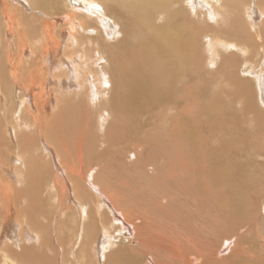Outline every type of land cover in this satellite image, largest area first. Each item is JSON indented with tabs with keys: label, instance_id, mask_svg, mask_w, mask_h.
I'll list each match as a JSON object with an SVG mask.
<instances>
[{
	"label": "bare ground",
	"instance_id": "1",
	"mask_svg": "<svg viewBox=\"0 0 264 264\" xmlns=\"http://www.w3.org/2000/svg\"><path fill=\"white\" fill-rule=\"evenodd\" d=\"M252 84L264 92V0H0V264H55L40 253L55 239L57 264L223 262L202 238L194 191L215 188L212 204L231 177L223 195L232 213L240 208L236 170L245 177L238 163L254 151L240 124L230 130L240 110L224 97H244ZM157 156L151 171L143 161ZM135 158L175 190L156 200L143 186L147 200L133 204L140 193L114 175ZM222 158H233L228 171ZM90 182L101 194L84 212ZM45 200L60 219L44 215ZM119 230L126 245L115 244Z\"/></svg>",
	"mask_w": 264,
	"mask_h": 264
},
{
	"label": "rangeland",
	"instance_id": "2",
	"mask_svg": "<svg viewBox=\"0 0 264 264\" xmlns=\"http://www.w3.org/2000/svg\"><path fill=\"white\" fill-rule=\"evenodd\" d=\"M23 1V0H22ZM26 7H28L27 13H25L27 16H30L33 14L31 12L30 6L27 5L28 3H24ZM33 16V15H32ZM39 16V15H38ZM42 15H40L41 17ZM128 68V67H126ZM231 75H234V72L231 71ZM214 84V83H210ZM195 86L199 88V83L195 82ZM252 87L247 88L246 96L244 97H238L237 95L239 92L235 91V97L231 96H225L224 100L227 105V107H235V109H239L240 112H236V121L233 122L234 125H230L231 129L235 128L238 124V127L240 126V129L243 131L240 136L242 141L247 146V150L253 149L254 153L249 151L244 156V159L241 160L239 164L245 165V173L244 178H240V176H243V172L239 170V172L236 170V174L238 175L237 178H235L239 183H242V192H243V199H242V192H241V201L242 204L245 205L240 206L237 212L232 213L230 209V203L227 205L226 203L231 199L230 197L224 196L223 193L226 191L224 190V184H232L234 181L231 177L225 179L224 181L220 180L216 190H217V200L215 201L213 198L212 204L209 202L211 200L212 194L215 193V188L211 189L207 186V184H202L201 190L198 194L194 191V199L201 200V204L203 207V226L204 231L202 232V238L206 241L210 242L212 241L211 245L215 246L216 251L220 250V256L224 260L220 264H264V92H261L258 90L256 91L255 88ZM225 91H229L228 89H231L229 84H225L223 87ZM198 90V89H197ZM196 88V95L194 102L199 101V94L197 92ZM17 93V92H16ZM250 94V95H249ZM198 100V101H197ZM205 100L202 99L201 102L203 103ZM234 112V111H233ZM225 114H228L229 112H226L224 110ZM234 114V116H235ZM80 118V117H79ZM78 118V119H79ZM242 120V121H241ZM245 121V122H244ZM237 123V124H236ZM232 124V123H231ZM157 126V124H154ZM235 126V127H234ZM238 133V132H237ZM256 143V145L253 146V144ZM210 148L218 149L216 145H211ZM261 150V151H260ZM260 151L262 153V156L259 157L256 160V153ZM232 156V154H230ZM208 157L211 158L210 150ZM205 157L202 160L201 168H204L209 162V158ZM229 158V156H228ZM254 158V160H253ZM252 160V163L250 164V172L246 174V167H249L248 160ZM217 164L218 167L220 165V158L217 157ZM133 162H130L128 165V170L126 173L120 175V172L123 170V168L126 165H123L122 168H120V171L117 174L114 175V178H116V183L119 185V179H124L127 183H131L132 187L135 190H137L140 193V199H137L133 201L132 203L135 204L138 200L142 203L143 198L144 200H147V197L149 193L141 191L143 189V186L149 187V190L151 191L150 196H155L154 199L158 200L161 195L164 193H167L168 191L175 190L174 187L170 185V180H164L162 175H159L158 180L155 181L154 179L157 178V176L154 179L150 178V175L153 177L154 175L148 171V173L143 172V168L140 166V164L137 162V158H135ZM233 161L232 159H224L222 158V163L225 166V170H229L231 167V163ZM142 161H140L141 163ZM41 163V162H40ZM38 163V164H40ZM143 163L146 166L151 167V171L155 170L158 171L159 167L162 165V162L160 158L157 156V158H150L145 159ZM105 164V162H103ZM222 164V166H223ZM45 168L48 166L45 165ZM112 167H110L109 170H111ZM137 171L139 173V179L131 177V174L133 171ZM234 170V174H235ZM202 171V170H201ZM37 174L39 176L40 172L38 171ZM42 177V176H41ZM119 178V179H118ZM100 179L103 182H107V180L104 178V176L100 177ZM39 177L37 176H30L27 180L26 186L27 187H34L35 184H38ZM113 180V179H112ZM160 180L162 183H159ZM138 181L139 186L135 183ZM42 184V190L46 188V183ZM91 186L90 190L84 191L85 194V201H84V212H87L90 208L91 200L94 198H99L100 196L96 195V192L98 194H101L99 190L90 182L88 183ZM191 187L187 183V188L189 190ZM189 194V193H188ZM210 194V195H208ZM208 195V197H206ZM73 199L77 200L75 197ZM152 200V199H151ZM226 200V201H225ZM193 199L190 201L189 196L187 201L182 202L181 200V206L184 209H188L187 213H190L195 209V206L191 203ZM190 203V204H189ZM44 215L47 217L52 218L53 220H58L59 214L57 207L59 209V206H57L56 203L51 202L50 200H45L44 202ZM68 207H74V210H77V207L71 202ZM49 210L51 213H48ZM79 211V209H78ZM58 222L52 223L48 226V230H55L57 231ZM48 224V223H47ZM214 227L216 228V235L214 236L210 229L208 227ZM44 235V232H43ZM210 236H212L214 239L210 240ZM114 237L116 238V245L117 246H123L126 245V241L120 240L122 236V232L119 230L117 231V234L114 233ZM62 238V237H61ZM231 240L230 244H227L226 241ZM66 245H70V243H66ZM74 242V241H73ZM226 243V244H225ZM55 244V245H54ZM53 249L50 250H40V253L43 255H48V257L52 258L51 260H55V264H57L58 259V249L57 245H60L57 243L56 239L54 240ZM46 246L47 244H43L42 246ZM108 247V245H107ZM50 251V252H49ZM109 251V250H108ZM55 252V253H54ZM110 252V251H109ZM107 252V254L109 253ZM234 252L236 255H234ZM55 255V256H54ZM55 257V258H54ZM60 257V256H59ZM59 261V260H58Z\"/></svg>",
	"mask_w": 264,
	"mask_h": 264
}]
</instances>
